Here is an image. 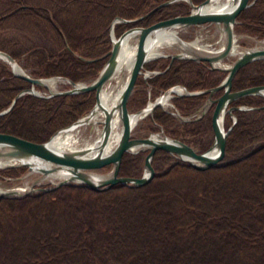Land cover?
<instances>
[{"label": "trees", "instance_id": "16d2710c", "mask_svg": "<svg viewBox=\"0 0 264 264\" xmlns=\"http://www.w3.org/2000/svg\"><path fill=\"white\" fill-rule=\"evenodd\" d=\"M7 4L0 23L34 20L45 24L55 49L27 55L32 77H65L90 82L97 77L110 48L109 25L118 16L131 19L167 0H49L46 6L28 0H0ZM180 1V0H179ZM168 3L135 23L114 24L115 37L127 27L185 15L190 6ZM203 0H191L199 4ZM54 8L53 13L46 8ZM236 18V30L264 38V0H252ZM19 60V52L0 50ZM94 59L85 62L78 57ZM98 57V58H97ZM100 57V58H99ZM97 58V59H96ZM19 64V63H18ZM150 60L144 70H158L146 81L136 80L128 110L146 105L147 88L154 96L173 85L188 91L209 89L225 76L193 59ZM264 85V59L236 71L231 90ZM26 80L0 64V112ZM38 88V87H37ZM222 90L215 92L213 98ZM205 94L173 97L180 116L188 117L204 104ZM93 91L72 95L18 97L0 115V132L32 142H46L59 128L85 114L94 103ZM255 107L224 115L225 156L215 167L199 171L166 151L155 150L150 161L154 177L140 187L114 184L95 191L82 185H61L20 197L0 198V264H264V98L244 96L230 106ZM148 129L163 132L202 152L212 144L209 111L200 118L180 121L164 109H153ZM145 152L122 154L118 176L139 177ZM25 167L4 171L14 178Z\"/></svg>", "mask_w": 264, "mask_h": 264}, {"label": "water", "instance_id": "95a60500", "mask_svg": "<svg viewBox=\"0 0 264 264\" xmlns=\"http://www.w3.org/2000/svg\"><path fill=\"white\" fill-rule=\"evenodd\" d=\"M179 0H167L159 2L152 9H149L148 12H145L142 15H137L135 18L125 19L116 16L111 24L109 25V41H111L110 48L107 52L100 57H107L105 64L98 70V75L96 78L91 80L88 83L83 84L77 82H72L65 77H32L23 72L22 67L17 65L15 57H11L4 50H0V55L7 59L6 63L16 64L19 67L20 71L15 72L12 67H10L11 74L17 78L25 79L29 83V87L25 88L21 92L15 94L12 98V102L5 107L3 111L0 112V115L9 112L16 99L21 95L31 94L37 97L46 98V96H57L58 95H72L79 93H85L88 91H93L95 95L93 107L90 108L85 114L79 116L78 119L69 123L67 126L59 128L55 133L48 137L46 142H32L28 139H22L18 136H13L12 134L1 133L0 132V162H6L7 164L1 168H13L22 166L25 167V173L21 176L16 177L15 179L23 180L29 177L30 174L38 173L39 176H36L33 180H30L28 185L25 186L23 191H16L14 188L9 189H0V198L2 197H22L30 192L37 191H48L55 189L59 186L72 184L73 185H84L86 188L95 191H104L108 190L114 184H123L133 187H140L148 183L154 177V168L151 166L150 161L153 158L155 150L166 151L168 154H171L175 157H178V160L188 163L193 169L203 171L209 167H215L219 165V162L223 160L225 156L224 146L226 144L225 138L228 135V132L231 128V125L236 122L235 117L233 116V111L239 110H253L255 107L247 106H230V103L244 96H258L264 98V85L250 86L240 90L232 91L231 82L234 79L236 71H239L244 65L250 63L256 59H264V47L253 46L245 47L244 50L240 51L235 55V59L231 61L228 65L220 66L224 59L228 58L231 50L234 48V35L233 28L235 26L236 18L238 13L243 10V8L249 7L252 2L249 0H228L226 4L221 3L219 7L215 10L207 11L203 10L204 6L210 0H203L199 4H193L191 0H181L187 3L191 7L189 12L185 15H175L169 17L168 19L159 20L152 24H148L146 27H127L124 32L118 34L115 37L113 30L114 24H127L138 22V20L144 19L148 14L155 12L158 8L168 5V3H175ZM214 25L216 31L218 32L219 42L222 46L218 51L213 52H189V55H184L183 51L178 53H171L169 55L160 54L158 57H168L169 64L166 68L176 59H188L194 60L195 62H205L209 68L223 71L225 73L224 79L217 85L212 88L199 90V91H188L183 86H171L163 91L164 94L175 93L176 96L182 95H199L205 94V102L197 110L198 116L200 118L205 115L209 108L212 107V113L210 114V129L213 132L212 144L208 146L206 150L202 152L196 151L188 143H184L177 138H171L167 136L162 127L159 128L158 132L150 133L147 136L135 137L131 134L132 128L136 126L134 118L136 116L143 114L144 116H152V111L156 107H162V104L157 100L160 96H157L152 99L150 103H147L146 106L129 112L127 106V100L131 96L133 87L136 84V78L141 73H143V65L150 61L147 58L148 50L147 44L149 42V36L159 29H170L178 27H188V26H198V25ZM133 35L136 40L135 44V55L133 57V64L130 65L129 75L124 79V74L119 76L118 83L125 80V86L120 90L119 95L115 100L110 103V106H105L101 102L102 94L101 92L109 86L112 78L115 76L116 69L118 67L117 58L120 53V45L122 44V39L128 35ZM99 57V58H100ZM85 62L93 61L94 59H85L84 57H78ZM98 58V57H97ZM96 58V59H97ZM157 58V57H156ZM155 59V58H154ZM152 60V59H151ZM147 76L143 77L145 80ZM58 79L62 82H65L68 87L64 90L54 91L48 87V93L43 95L38 92L35 85L47 87L43 84L42 81L47 79ZM181 88L184 90L183 93H178L175 89ZM222 90V93L215 98L212 97L215 92ZM162 93V94H163ZM174 95V94H173ZM172 97V96H171ZM264 107V105L262 106ZM233 120L232 124L228 126L227 129H224V115L227 114ZM97 115L100 116L98 120L91 122L93 118H96ZM115 117L119 118V124L121 125V130L119 132V138L115 141L112 147H109L111 141V131L113 129L112 122ZM181 121H188V119L178 116ZM94 126L97 127L98 134L96 139H92L86 145H80L77 148L62 150L54 149L50 146L52 138L59 132L77 130L84 126ZM100 127V128H99ZM214 153H210L209 151ZM125 153H137L145 152L143 160V170L142 174L139 177H128V176H118L120 161L122 160V154ZM103 168H109L107 172L98 173L103 170ZM61 172L65 173V177L61 179H49L50 175H57ZM61 175V174H60ZM42 181H48L52 183L49 187H42ZM39 186V187H37Z\"/></svg>", "mask_w": 264, "mask_h": 264}, {"label": "rangeland", "instance_id": "374dc122", "mask_svg": "<svg viewBox=\"0 0 264 264\" xmlns=\"http://www.w3.org/2000/svg\"><path fill=\"white\" fill-rule=\"evenodd\" d=\"M29 3H33V5H44L46 6L47 4H49V0H28ZM183 4H186V2L184 1H179ZM8 8L7 4H4L3 2L0 1V14L2 15L3 13H5L6 9ZM50 10V13H53L54 8L50 7L49 5L46 7ZM176 32V35L180 38L183 39L186 42H192V41H197L199 43H197L198 45H203L205 47H207L210 50H214V48L217 50L219 49V45L220 42L219 40V34L216 31V28L214 27V25H204L201 24L200 26H188V27H178L174 29ZM234 30V35L236 36V39L234 40L235 46H239L242 48L250 47L253 45V43L255 42L254 39L252 38L253 36L249 35V34H245L241 33L239 31L236 30V28L233 29ZM256 37V36H255ZM254 37V38H255ZM201 38V39H200ZM198 39V40H197ZM200 40V41H199ZM258 40V39H257ZM3 43L4 46H6V49L8 50H14V51H18L19 52V60H17V64L22 67V69L24 70L23 72H26L27 75L32 76L30 73L31 71H33L35 68L30 66L29 63L31 60H33L34 56L32 55L30 60L28 61L27 55L33 51V49L35 50H49V49H55L56 44L53 41V36L52 34H50V32L48 31V29L46 28L45 24H40V23H36L34 22V20H7V21H3L0 23V43ZM134 43H136L135 39H134ZM182 50L178 49V48H173L168 47L164 49V53L163 55H169L171 53H177V52H181ZM168 57H157L153 60H165ZM170 60V59H169ZM4 64L6 67H8V65L4 62V60H0V64ZM10 69V67H8ZM34 77V76H33ZM139 79H142V76L139 77ZM83 84H86L87 82H81ZM111 87H115V83L113 82V80H111ZM53 88H50L54 91H59V90H64L67 89L68 85H66L65 83L59 82L58 80H56V82L53 85ZM36 87V86H35ZM36 89L38 90L39 93L41 94H46L48 93V87H43V86H39L38 88L36 87ZM149 89L147 88V96H146V102L152 101V99L156 96H160L162 94V92H160V94L154 96L153 94H151V92L148 91ZM171 102V99L170 101ZM172 102L170 106H163L162 109H164L165 111L168 112H172L173 111V107H172ZM134 112L136 110H130L129 112ZM194 117V116H193ZM191 116H189V118H193ZM148 116L142 117V119H140L137 123L136 126L134 128H132V132L131 134L134 135L135 137H143V136H147L150 133H154V132H150L149 131V127L151 126L149 124ZM185 118V117H184ZM100 128V127H99ZM96 127L93 126H84L78 129V131L76 132L75 135H78L79 138H82V141L80 140L81 143L83 142H90L92 139L94 140L96 138V132L98 131V129L96 130ZM155 132H158L155 131ZM80 142H78V144L80 145ZM7 168H0V189L4 190V189H11V188H16V187H25L26 185L30 184L29 181L33 180L36 176H39L38 173H33L30 174L29 177L20 180V179H15L13 176H11L9 173H6V171H4ZM109 170V168L105 169L103 168V170L99 171L98 173H103V172H107ZM43 185V187H49L52 185V183L48 182V181H42V184H40V186ZM39 187V186H37ZM33 193V192H32Z\"/></svg>", "mask_w": 264, "mask_h": 264}, {"label": "bare ground", "instance_id": "6f19581e", "mask_svg": "<svg viewBox=\"0 0 264 264\" xmlns=\"http://www.w3.org/2000/svg\"><path fill=\"white\" fill-rule=\"evenodd\" d=\"M227 2H228V0H210L204 6L203 10H207V11H211L212 9L215 10V9H217V7L221 6L220 5L221 3L226 4ZM174 29L175 28H171V27H170V29H163V30L159 29L158 31H156L153 34V36H149V42L147 44V50H148L147 58L148 59H150V58L154 59V58L160 56V54H162V56H163L164 49L171 47V46L173 48H178V49L182 50L184 55H189V52H191V51L201 52V53L215 51V50L208 49L207 47L204 46V44L198 45L197 43H199V42H197V41L186 42L183 39H180L176 35V33H175L176 31ZM135 44L136 43H134V37L131 34L126 35L122 39V44L120 45V50H119L120 53H119L118 58H117L118 67L116 69L115 76L112 78L113 82L116 85H115V87L114 86L111 87V83H109V86L101 92V94H102L101 102L103 103V105L109 107L110 103H112L115 100V98L118 97L120 90L125 86V80L129 75V68H130V65L133 64V57H134L135 52H136L135 51ZM221 44L219 45L220 46L219 49L222 48ZM234 49H235V47L231 50V53H234ZM0 60H4L5 63L7 61V59L1 55H0ZM6 64L9 67H12L15 72L20 71L19 67L16 66L17 63L16 64L6 63ZM122 74L125 75L124 76L125 80H122V81H120V83H118L119 76H121ZM56 79H49V80L45 79L42 81V83L47 85V87L53 88L54 87L53 85L56 82ZM175 91L180 93L183 90H181L180 88H177V89H175ZM171 96H172V92L167 93V94L163 93L162 96H160L157 100L162 104V106H165V107L170 106L171 102H169V101H170ZM150 102L151 101H149L148 103H150ZM142 117H145V116L143 114L136 116V118H134L135 124L140 119H142ZM99 118H100V116L97 115V117L93 118L91 120V122L98 120ZM112 126H113V129L111 131L112 138H111V141L109 143V147L110 146L112 147V145L115 143V141L118 140V138H119V132L121 130V125L119 124V118L118 117H115V119H113ZM77 131H78V129L77 130H71L70 129L69 131L59 132L58 134H56L52 138L51 142L49 143L50 146L54 149L68 150L70 148L73 149V148L79 147L80 145L88 144L89 141L83 142V143L80 142V140L82 141V138H79L78 135H75ZM98 131L96 132V136L98 134ZM78 142H80V145L78 144ZM209 152L214 153L212 150ZM6 164H7L6 162H0V168L4 167ZM60 174L50 175L49 179H52V180L53 179H61V177L63 178L66 176L65 173H63V172H61ZM24 188L23 187H16L14 189L16 191H20V190L23 191Z\"/></svg>", "mask_w": 264, "mask_h": 264}, {"label": "flooded vegetation", "instance_id": "af4514ba", "mask_svg": "<svg viewBox=\"0 0 264 264\" xmlns=\"http://www.w3.org/2000/svg\"><path fill=\"white\" fill-rule=\"evenodd\" d=\"M144 75H145L144 73H141L139 76H137L136 80L139 79L140 76H142V80H143ZM135 82H136V81H135ZM135 86H136V84H135ZM162 110H163V109H162ZM180 121H181V120H180ZM188 121H189V120H188Z\"/></svg>", "mask_w": 264, "mask_h": 264}]
</instances>
